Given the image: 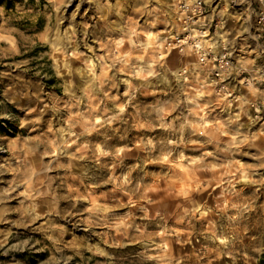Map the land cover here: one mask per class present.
<instances>
[{
    "label": "rangeland",
    "instance_id": "obj_1",
    "mask_svg": "<svg viewBox=\"0 0 264 264\" xmlns=\"http://www.w3.org/2000/svg\"><path fill=\"white\" fill-rule=\"evenodd\" d=\"M184 1L0 0V264H261L264 53L202 0L213 78Z\"/></svg>",
    "mask_w": 264,
    "mask_h": 264
},
{
    "label": "built area",
    "instance_id": "obj_2",
    "mask_svg": "<svg viewBox=\"0 0 264 264\" xmlns=\"http://www.w3.org/2000/svg\"><path fill=\"white\" fill-rule=\"evenodd\" d=\"M245 4V10L252 18V28L255 40L258 42L260 52L264 53V0H242ZM179 13L176 19L182 25V37L177 36L178 41H184L189 37V44L196 54L199 62L205 65H210V74L213 78H228L234 72V62L231 59L230 52L226 47H218L213 44L205 46L202 42L203 37L209 35V28L203 22L198 28H190L195 24L205 10L202 0H193L191 3L186 1L179 3ZM194 31V32H193ZM209 39L211 38L208 36ZM257 81L264 82V64L260 66L257 75ZM247 82V80H246Z\"/></svg>",
    "mask_w": 264,
    "mask_h": 264
},
{
    "label": "trees",
    "instance_id": "obj_3",
    "mask_svg": "<svg viewBox=\"0 0 264 264\" xmlns=\"http://www.w3.org/2000/svg\"><path fill=\"white\" fill-rule=\"evenodd\" d=\"M261 264H264V259L261 260Z\"/></svg>",
    "mask_w": 264,
    "mask_h": 264
},
{
    "label": "bare ground",
    "instance_id": "obj_4",
    "mask_svg": "<svg viewBox=\"0 0 264 264\" xmlns=\"http://www.w3.org/2000/svg\"><path fill=\"white\" fill-rule=\"evenodd\" d=\"M120 40H121V39H120ZM120 40H119V41H120ZM117 41H118V40H117ZM206 41H208V40H206ZM193 69H194V68H193Z\"/></svg>",
    "mask_w": 264,
    "mask_h": 264
}]
</instances>
